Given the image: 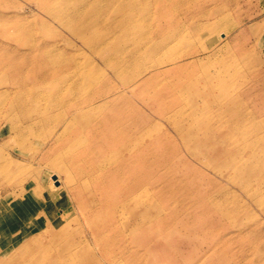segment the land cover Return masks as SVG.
Wrapping results in <instances>:
<instances>
[{"label": "rangeland", "instance_id": "obj_1", "mask_svg": "<svg viewBox=\"0 0 264 264\" xmlns=\"http://www.w3.org/2000/svg\"><path fill=\"white\" fill-rule=\"evenodd\" d=\"M0 17L2 249L55 241L78 264H264V181L211 151L250 140L264 154V0H0ZM102 92L104 144L90 130L100 111L77 112L88 110L87 125L68 109ZM112 140L123 149L99 150L94 164L92 147ZM133 179L167 219L158 236L172 250L132 239L129 213L100 237L91 230V193L119 202Z\"/></svg>", "mask_w": 264, "mask_h": 264}, {"label": "bare ground", "instance_id": "obj_2", "mask_svg": "<svg viewBox=\"0 0 264 264\" xmlns=\"http://www.w3.org/2000/svg\"><path fill=\"white\" fill-rule=\"evenodd\" d=\"M176 3L179 4V2H176ZM180 3H181V1H180ZM163 4H165V3H163ZM172 6H174L176 8L177 5H175V3H174V5H172ZM162 7L164 8V6H162ZM182 7H184V6H182ZM186 8H187V6H186ZM170 9H171V7H170ZM13 28H15L14 25H13ZM195 53H197V51H195ZM181 55H183V54H181ZM181 55H178L177 57L176 56L175 57L181 58V57H183ZM191 55H192V52H191ZM184 56H185V58H187L186 55H184ZM195 61H197V60H195ZM176 62H178V61H176ZM171 63H169V64H171ZM186 64H187V62L186 63H184V62L179 63L178 66H175V68H179L181 70H184V68L186 67ZM187 68H188V66H187ZM188 81H189V79H188ZM205 81H207L209 83H211V82L215 83V82H218V79H214V76H212V75H206ZM194 82L195 81L189 83V87H193V85L196 84V83L194 84ZM5 83H6L5 80L0 81V84H2V85H4ZM186 83H188V82H186ZM186 83H185V78H184L183 79V85L186 86L185 85ZM170 85H171V83L168 85V87ZM204 91H203V94L205 93ZM107 95L108 94L106 92L99 93L98 95L94 94L89 99H87L85 102L73 104L72 106H70V108H68L71 111L69 116L71 114H73L72 118L75 120L76 119H85V123L87 125H89V122L86 120V116L88 115L87 114L88 110L91 111L90 109H93V110H97L99 112L100 110L107 108V105L111 101V99ZM193 96H199V92L193 93ZM100 97H102L103 100L96 102L94 104L95 100L97 98H100ZM218 98L222 99L221 97H218ZM153 99H152L153 101H158L157 98L156 99L153 98ZM88 104L89 105L92 104V106H89L87 108L88 110L82 111V112H80V114L77 113L78 111H80L82 108H84ZM191 106H192V104H191ZM223 108H227L229 110H234L237 108V104H230L229 103V104H226ZM198 109H199V107H198ZM110 114L111 113H108V112H106V113L102 112L101 113V111H100V115L96 118V121L94 123L90 124V130L94 131V133L97 134V136H99V139L102 141L103 144L105 141H107L106 138L109 136L108 134H110V124L108 121L112 115V114L111 115ZM68 124L69 123L64 124V126H63L64 132L67 131L66 127ZM213 128H214V126H213ZM209 131H212L211 133H213V135L215 133H217L215 128L214 129H208L207 133H210ZM236 131H238V130H236ZM245 132L248 134L247 131H243L241 133L245 134ZM226 133H231V134L235 133L236 134L235 130H232V129H229V130L227 129ZM252 134H254V135L258 134L256 129L253 130ZM59 136H60V133L56 135L54 142L60 140ZM60 144H61L60 141H58L57 143L54 144V146L58 148L60 146ZM245 145L246 146L240 148L239 146L233 147V146H229L228 144H226V145H221V147L212 148L211 151H220V152L226 151L227 154H223L221 156V157H224L223 162H228V166H230V167L232 166V169L234 171L238 172L241 176H249V177L251 176V178L253 180L262 182V181H264V163L261 161L262 159L264 160V154L262 152V149L258 148L256 146L255 141L252 142V141L248 140V142ZM118 146H121V144L115 143L112 140V141H110L104 145L103 150H102V145H101V148H97L95 146L92 147V151L94 149L97 150L95 157L92 156L93 163L101 165L100 164L101 160L104 157H103V153L100 151H104V150L110 149L112 147L119 148ZM120 149H123V147L121 146ZM124 149H129V148H127V145L124 144ZM246 149H249L248 152H250L249 156L246 158L252 160V162L248 163V164L245 163L246 160H242V158H244V154L246 152ZM131 157H133V159H132L133 162L134 163L137 162L140 166H142V164L144 163L143 159H140L138 157V154H134ZM70 163L74 164V160L73 159L70 160ZM126 163H127L126 161H123L122 163L118 162L117 164H119V166H122V168L127 172V171H129V168L126 165ZM242 170L245 171L243 174L241 173ZM167 172H169V171H167ZM105 181L111 182V181H115V179L108 178V179H105ZM139 182H140V180L133 179L130 182L126 183L125 186L122 188L123 191L120 193V200L121 201H119V202L104 200V199H102L104 197H97L96 195L91 193V200H92L91 203H93V214H94V220H91V226H92L91 230H92V228H94L95 233L99 234L98 236L100 237L102 232L106 231V229H110L109 225L113 224L115 219L117 220V217L119 215H120V217L118 220L121 223H123L124 219H122L121 216L125 213H129L128 217L124 216V218H125V222H126L125 225L128 227V230H129V233L131 234L132 239H135L138 243H139V241H142V240L146 241L147 243L152 245V247L160 248L161 251H164V250L170 251V250H172V247L169 245H163L162 242L160 241L159 236H158L159 227H161V228L165 227L164 223L167 219H165V217L159 216L157 213H155L154 205H152V203L143 204V202H141L138 199V197L135 196L136 193L138 192V190L141 188ZM114 188L115 187H110V188L108 187L107 189L113 190ZM81 189H85V188L81 187ZM139 205H141L140 209L136 210L135 208ZM116 212H121V213L114 215ZM135 232H138V235ZM58 235H59V233L55 234L54 237L56 238V237H58ZM18 236L19 235L16 233L14 235L13 239H16ZM1 246H0V256H3V257L7 256V259H5V261L1 262L0 264H78L77 261H71V258L69 260V252H71L68 249L69 246L67 245V246L61 247V246L57 245L55 243V241H54V243L51 242V243H48L45 245H43L42 243L39 244L38 251H36V252H31L32 250L29 247H27V243L25 244V241L22 242V240L15 242L13 245L11 244V247L8 244L7 248H3L4 250L2 249ZM18 248H19V250H16ZM162 249H164V250H162ZM176 251H177V249H176V247H174L173 252H176ZM93 259H94L93 256L87 255L85 257V260H86L85 264H90L91 262L94 261ZM156 262H158V261H156Z\"/></svg>", "mask_w": 264, "mask_h": 264}, {"label": "crops", "instance_id": "obj_3", "mask_svg": "<svg viewBox=\"0 0 264 264\" xmlns=\"http://www.w3.org/2000/svg\"><path fill=\"white\" fill-rule=\"evenodd\" d=\"M254 27V26H253ZM59 215V214H58Z\"/></svg>", "mask_w": 264, "mask_h": 264}]
</instances>
